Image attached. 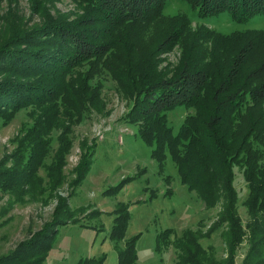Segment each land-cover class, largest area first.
<instances>
[{"label": "trees", "instance_id": "16d2710c", "mask_svg": "<svg viewBox=\"0 0 264 264\" xmlns=\"http://www.w3.org/2000/svg\"><path fill=\"white\" fill-rule=\"evenodd\" d=\"M19 1L0 0V116L28 109L32 121L15 181L38 189L41 169L50 186L63 180L74 128L94 114H108L101 94L108 79L130 105L125 120L139 127L159 170L169 157L181 184L205 209L219 207L205 233L185 229L177 238L166 229L157 235L155 253L174 248L173 264H236L246 242L241 264H264V40L256 44L255 36L244 35L204 41L188 32L187 18L162 19L164 0H69L73 9L66 13L56 9L58 0H26L28 17ZM185 1L200 17L228 12L235 23H246L264 15V0ZM156 19L164 26L153 37L147 29ZM177 50L176 63L164 65L162 56ZM179 107L193 113L174 135L166 122ZM96 141L80 143L74 185L88 175ZM237 171L247 185L246 222L238 212ZM121 208L113 240L123 239L128 227ZM219 227L224 259L201 243ZM170 237L175 239L167 244ZM137 240L125 242L120 264H136Z\"/></svg>", "mask_w": 264, "mask_h": 264}, {"label": "rangeland", "instance_id": "374dc122", "mask_svg": "<svg viewBox=\"0 0 264 264\" xmlns=\"http://www.w3.org/2000/svg\"><path fill=\"white\" fill-rule=\"evenodd\" d=\"M55 6L63 13L73 9L69 0H58ZM19 7L28 17L26 0H20ZM2 9H6L5 3ZM160 16L164 20L187 18L188 32H196L204 41L208 36L238 40L244 35L255 36L256 44L264 40V15L235 23L228 12L200 17L185 0H164ZM153 22L147 33L156 37L164 23L157 19ZM178 51L163 55L164 65L176 63ZM103 85L101 94L108 114H94L74 128L73 147L62 166L63 180L53 187L44 169L36 174L41 183L38 189L15 181L18 152L32 121L28 109L13 117L0 116V264H84L93 259L95 264H120L118 253L134 238L138 239L136 264H173L177 256L174 248L155 253L157 235L166 229H173L177 238L185 229L201 228L205 233L217 220L219 207L206 210L181 184L169 157L159 170L151 158L152 148L140 138L139 127L125 120L130 105L121 99L111 80L106 79ZM192 113L184 107L176 108L168 114L167 127L175 135ZM92 139L97 141L90 171L81 184L74 185L79 145ZM52 145L55 149L53 138ZM44 164H49L48 159ZM235 189L238 212L246 222L247 185L238 171ZM120 206L124 207L121 211L127 210L128 227L123 239L113 240L110 236ZM222 232L223 228L217 229L210 238L201 240L205 248H213L217 259L226 256ZM175 237L165 239L166 243H172ZM247 252L244 242L236 264H241Z\"/></svg>", "mask_w": 264, "mask_h": 264}]
</instances>
